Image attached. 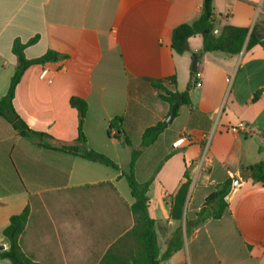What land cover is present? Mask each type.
I'll return each mask as SVG.
<instances>
[{
  "label": "crops",
  "instance_id": "obj_1",
  "mask_svg": "<svg viewBox=\"0 0 264 264\" xmlns=\"http://www.w3.org/2000/svg\"><path fill=\"white\" fill-rule=\"evenodd\" d=\"M212 4L214 33L233 26L264 35V0ZM201 5L202 0H0V99L17 65L13 41L37 37L25 58L49 51L58 58L25 70L15 89L16 113L31 131L53 139L41 144L71 145L79 115L69 101L83 100L88 148L119 166L121 143L106 136L109 123L132 103L127 127L136 144L146 127L167 117L168 106L159 99L155 113L144 104L143 98L157 96L151 86L160 82L182 93L193 84L191 60L202 49L201 37L190 38V51L178 55L171 33L198 20ZM195 73L199 86L189 89L190 104L179 107L135 165V173L150 181L147 211L155 222L158 264H264V187L250 178L231 194L219 220L185 229L214 187L264 161V46L234 56L204 53ZM171 77L174 89L163 82ZM143 111L154 121L141 127ZM239 123L247 131H233ZM185 171L190 186L183 219L173 221L166 200ZM121 172L34 145L0 117V252L8 248L3 231L10 217L28 208L20 247L35 264H101L109 251L104 264L136 258L137 241L125 237L134 226V200ZM177 229L182 247L162 260Z\"/></svg>",
  "mask_w": 264,
  "mask_h": 264
},
{
  "label": "trees",
  "instance_id": "obj_2",
  "mask_svg": "<svg viewBox=\"0 0 264 264\" xmlns=\"http://www.w3.org/2000/svg\"><path fill=\"white\" fill-rule=\"evenodd\" d=\"M213 0H202L201 14L194 23L190 25H180L173 29L171 33V49L178 55L189 52L188 41L190 38L200 36L202 40V49L197 54L199 57L204 53H223L227 56L239 54L243 49L249 51L255 45H264V35H260L253 29L250 33L245 28L233 26H224L217 33L215 30V13L212 4ZM37 41V37L31 39L25 44L19 40H14L11 47V52L15 56L17 65L10 79L7 93L0 99V117L5 119L15 130V132L28 142L39 147L58 151L79 157L83 160L96 163L114 170H119L118 166L107 156L89 149L86 144L82 126L86 111V104L78 98H71L69 101L70 107L75 109L79 115L77 124V136L71 145L49 146L41 144L42 139L53 141V139L45 134L31 131L26 123L19 117L13 107V99L15 89L19 84L25 70L32 65L44 63L46 61H55L58 57L53 52H47L38 59L27 60L24 56V50L27 46L33 45ZM196 73H191L194 77ZM164 83L168 84L172 89L175 88L176 79L171 77L165 79ZM193 86L190 84L186 91L178 93L172 92L163 83H155L151 86L157 91V98L167 104L168 112L170 113L173 104H178L177 110L182 105H189V89ZM130 92V90H129ZM257 96H255L256 100ZM132 103H129L125 114L114 118L108 125L106 134L109 138L124 143L130 150V162L128 164L127 173L121 172L120 177L124 178L130 189L131 197L134 202L130 207L133 216L134 226L131 231L125 236L126 238H134L140 247V253L136 258L120 259L115 264H158V248L156 235L154 232L155 222L149 217L147 207L148 198L146 196L150 181L144 178L138 179L135 173V165L138 158L149 146L153 145L158 136L165 130L167 124L157 122L155 125L146 127L138 142L134 143L135 134L128 129L129 116L133 115ZM177 112V111H176ZM166 115V116H167ZM252 175L250 179L253 182H259L264 187V161L248 167ZM183 182L180 184L177 192L166 200L170 207V219L173 221H181L183 219L184 205L187 199L190 180L188 173L185 171ZM232 179H227L223 184L214 187L213 191L205 198L202 207L192 221L185 223V229L188 231L203 224L207 220H219L227 211L228 204L225 202V197L231 189ZM29 217V210L25 208L20 214L11 216L9 224L3 231L8 248L6 251L0 252V260H6L10 264H35L21 250L20 238L25 230ZM182 247V234L180 229H177L171 240L168 243L167 249L162 256V260L170 258L174 253ZM110 253V251L108 252ZM105 256L104 264L108 259V254ZM114 264V263H112Z\"/></svg>",
  "mask_w": 264,
  "mask_h": 264
},
{
  "label": "rangeland",
  "instance_id": "obj_3",
  "mask_svg": "<svg viewBox=\"0 0 264 264\" xmlns=\"http://www.w3.org/2000/svg\"><path fill=\"white\" fill-rule=\"evenodd\" d=\"M143 100H144V104L149 106L148 109H150V110L152 109V111H151L152 113H155L156 109L158 110L159 106H161V102L158 100L157 96L154 97V96L150 95L149 97L143 98ZM144 114H145V120H142V123L143 124L141 125V127H143L144 124L146 125L147 123H149V121L150 122H153L154 121L153 117H151V116L149 117V113L147 111H145V113L143 111V115ZM106 136H107V134H106ZM117 152H118V157H120L119 158V166H118V169L121 168L124 171V173H127V171H128V164L130 162V150H129V148H126V149L123 150L122 149V145H119L118 148H117ZM103 155H105V154H103ZM105 156H107V155H105ZM136 176H137L138 179L144 178L143 176H139L137 173H136Z\"/></svg>",
  "mask_w": 264,
  "mask_h": 264
},
{
  "label": "water",
  "instance_id": "obj_4",
  "mask_svg": "<svg viewBox=\"0 0 264 264\" xmlns=\"http://www.w3.org/2000/svg\"><path fill=\"white\" fill-rule=\"evenodd\" d=\"M198 55L196 54H193L192 55V60H191V67H190V72L191 73H195L196 70H197V61H198ZM177 107H178V104H173L172 107H171V110H170V113L167 115V117L165 118L164 122L169 125L171 124L173 118L175 117L176 115V111H177ZM122 147H124V143H121ZM252 175V172L251 170L249 169H245V170H242L238 177L233 179L232 180V184H231V189L229 191V193L227 194V196L225 197V202H228L229 201V198L231 196V194L238 188V186L245 182L247 179H249Z\"/></svg>",
  "mask_w": 264,
  "mask_h": 264
},
{
  "label": "built area",
  "instance_id": "obj_5",
  "mask_svg": "<svg viewBox=\"0 0 264 264\" xmlns=\"http://www.w3.org/2000/svg\"><path fill=\"white\" fill-rule=\"evenodd\" d=\"M196 78H199V77H197V76L193 77L192 82H193V85L197 87V86H199V82L196 81L197 80ZM232 130L233 131H237V130L247 131V127L245 126L244 123H239L237 126L233 127Z\"/></svg>",
  "mask_w": 264,
  "mask_h": 264
}]
</instances>
